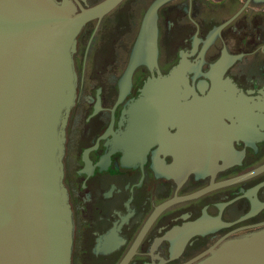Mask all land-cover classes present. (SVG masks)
<instances>
[{
  "label": "flooded vegetation",
  "instance_id": "flooded-vegetation-1",
  "mask_svg": "<svg viewBox=\"0 0 264 264\" xmlns=\"http://www.w3.org/2000/svg\"><path fill=\"white\" fill-rule=\"evenodd\" d=\"M53 1L77 16L106 0ZM154 1L120 0L75 38L70 264H197L264 229V4L169 1L127 76Z\"/></svg>",
  "mask_w": 264,
  "mask_h": 264
},
{
  "label": "water",
  "instance_id": "water-1",
  "mask_svg": "<svg viewBox=\"0 0 264 264\" xmlns=\"http://www.w3.org/2000/svg\"><path fill=\"white\" fill-rule=\"evenodd\" d=\"M119 1L73 16L53 0H0V264H70L62 128L75 97L71 53L82 25ZM169 1L145 13L127 76L147 39L155 57L156 12ZM206 254L197 264H264V229Z\"/></svg>",
  "mask_w": 264,
  "mask_h": 264
}]
</instances>
